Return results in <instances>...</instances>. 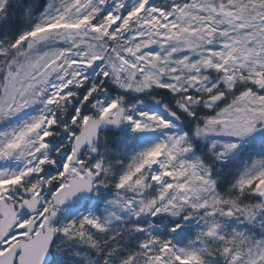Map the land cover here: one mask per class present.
<instances>
[{
    "label": "snow or ice",
    "instance_id": "6c2138e0",
    "mask_svg": "<svg viewBox=\"0 0 264 264\" xmlns=\"http://www.w3.org/2000/svg\"><path fill=\"white\" fill-rule=\"evenodd\" d=\"M0 264H264V0H0Z\"/></svg>",
    "mask_w": 264,
    "mask_h": 264
}]
</instances>
